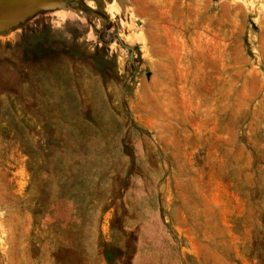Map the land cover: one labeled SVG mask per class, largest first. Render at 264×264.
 Returning a JSON list of instances; mask_svg holds the SVG:
<instances>
[{
  "label": "rangeland",
  "instance_id": "obj_1",
  "mask_svg": "<svg viewBox=\"0 0 264 264\" xmlns=\"http://www.w3.org/2000/svg\"><path fill=\"white\" fill-rule=\"evenodd\" d=\"M0 264H264V0H0Z\"/></svg>",
  "mask_w": 264,
  "mask_h": 264
}]
</instances>
